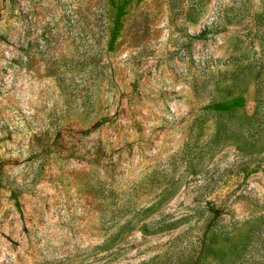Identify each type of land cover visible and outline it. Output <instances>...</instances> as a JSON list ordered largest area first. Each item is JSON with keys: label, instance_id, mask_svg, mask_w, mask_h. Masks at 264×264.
<instances>
[{"label": "rangeland", "instance_id": "1", "mask_svg": "<svg viewBox=\"0 0 264 264\" xmlns=\"http://www.w3.org/2000/svg\"><path fill=\"white\" fill-rule=\"evenodd\" d=\"M0 264H264V0H0Z\"/></svg>", "mask_w": 264, "mask_h": 264}]
</instances>
